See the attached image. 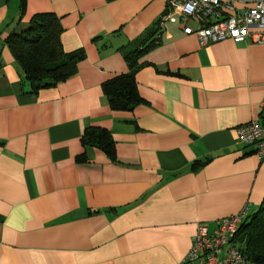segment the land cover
<instances>
[{
    "label": "crops",
    "instance_id": "0c3cea01",
    "mask_svg": "<svg viewBox=\"0 0 264 264\" xmlns=\"http://www.w3.org/2000/svg\"><path fill=\"white\" fill-rule=\"evenodd\" d=\"M168 1L0 0V264H183L200 223L264 207V160L237 132L264 119V47L202 46L163 21L181 16ZM41 13L85 59L34 93L6 39ZM154 31L142 102L112 110L102 87L130 73L122 48ZM88 127L111 133L115 158L84 147Z\"/></svg>",
    "mask_w": 264,
    "mask_h": 264
},
{
    "label": "trees",
    "instance_id": "16d2710c",
    "mask_svg": "<svg viewBox=\"0 0 264 264\" xmlns=\"http://www.w3.org/2000/svg\"><path fill=\"white\" fill-rule=\"evenodd\" d=\"M63 28L60 19L53 13L34 15L25 29L13 31L6 42L16 62L21 67L25 80L32 92L51 88L74 77L78 65L85 59L82 50L66 52L61 36ZM123 47L125 59L130 65V73L116 76L103 84V92L110 107L115 111H131L142 102L135 80L138 59L158 43L156 32ZM82 142L84 147H94L103 151L111 159L115 158V142L111 133L102 127L85 129ZM79 163H89L86 152L78 157ZM201 165L194 164V168ZM236 243L248 263L264 264V207L249 216L240 225L232 240Z\"/></svg>",
    "mask_w": 264,
    "mask_h": 264
},
{
    "label": "built area",
    "instance_id": "2783aa9c",
    "mask_svg": "<svg viewBox=\"0 0 264 264\" xmlns=\"http://www.w3.org/2000/svg\"><path fill=\"white\" fill-rule=\"evenodd\" d=\"M171 11L163 21L180 22L186 35H196L202 46L231 40L236 44L264 47V0H169ZM191 22L196 27L190 26ZM239 142L253 147L264 160V119H254L237 129ZM245 207L239 214L219 220L210 230L200 223L183 264H248L239 246L232 240L248 218Z\"/></svg>",
    "mask_w": 264,
    "mask_h": 264
}]
</instances>
